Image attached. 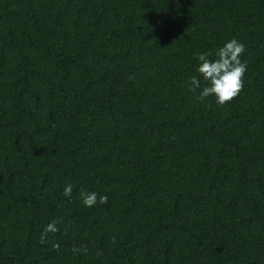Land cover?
<instances>
[{
  "label": "trees",
  "instance_id": "16d2710c",
  "mask_svg": "<svg viewBox=\"0 0 264 264\" xmlns=\"http://www.w3.org/2000/svg\"><path fill=\"white\" fill-rule=\"evenodd\" d=\"M0 264H264V0H0Z\"/></svg>",
  "mask_w": 264,
  "mask_h": 264
},
{
  "label": "clouds",
  "instance_id": "9594fccd",
  "mask_svg": "<svg viewBox=\"0 0 264 264\" xmlns=\"http://www.w3.org/2000/svg\"><path fill=\"white\" fill-rule=\"evenodd\" d=\"M245 44L233 37L213 54L210 51L196 53L195 58L198 60V73L208 84L199 92L198 99L203 101L208 97H215L218 105H224L231 102L244 87V76L247 71L246 61H242L241 57L245 52ZM213 55L215 58H212ZM201 88V80L197 76L190 78V88L192 92H196ZM73 185L68 183L63 189L65 197H71ZM80 197L83 204L92 207L97 203L106 204L108 202L107 195H98L95 191L81 190ZM59 220H52L44 229L40 242H47V234L49 232L58 231ZM58 247V245H54ZM74 252L81 249L73 248ZM87 251V249H83Z\"/></svg>",
  "mask_w": 264,
  "mask_h": 264
}]
</instances>
